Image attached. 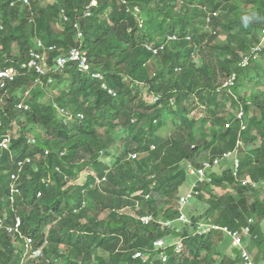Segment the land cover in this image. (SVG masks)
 Listing matches in <instances>:
<instances>
[{
	"label": "trees",
	"instance_id": "trees-1",
	"mask_svg": "<svg viewBox=\"0 0 264 264\" xmlns=\"http://www.w3.org/2000/svg\"><path fill=\"white\" fill-rule=\"evenodd\" d=\"M123 1L99 0L84 17L91 0H0V68L23 62L38 41L53 48L54 67L78 46V30L90 66L5 87L0 264H243L222 229L246 227L241 241L264 264V0ZM205 162L197 197L180 209L190 169ZM16 219L41 257L6 231ZM204 223L216 228L200 235Z\"/></svg>",
	"mask_w": 264,
	"mask_h": 264
},
{
	"label": "built area",
	"instance_id": "built-area-1",
	"mask_svg": "<svg viewBox=\"0 0 264 264\" xmlns=\"http://www.w3.org/2000/svg\"><path fill=\"white\" fill-rule=\"evenodd\" d=\"M99 0H91V3L89 6L86 8L84 17H89L91 15V10L95 7H97ZM119 3H124L123 0H117ZM78 29V27H77ZM77 41H78V46L72 47L66 54L61 55L58 57L55 61L54 67H50L49 64V58L47 53L53 51V48L50 47L49 50L45 49L42 44L38 41L37 42V47L38 49L36 51H30L28 57L21 63L17 64L16 66H9V67H4L0 68V92H3L2 94L0 93V105H2L4 97L6 95L5 87L14 81L17 77L22 76L24 74H34L36 76L34 85H43V81L47 80L48 84L52 82L49 74L50 73H55L58 71L63 70L67 65L73 64L77 67V69L81 73H89L90 72V66L88 63V53L87 51L82 47L80 44V41L82 39V34L77 32ZM264 43V38L263 42ZM261 48V45H258L254 48L253 52L259 51ZM248 60L244 59L242 62V66L247 65ZM91 77L93 79H97L102 81L103 77L99 73H91ZM233 79H230L224 87L228 85H232ZM104 89H106L105 84L102 85ZM109 94L115 96V94L111 91L108 90ZM28 93L24 94V99L26 98ZM18 109L23 108L24 110L27 109L26 105L24 102H21L17 106ZM59 114L65 118V120L69 119V114L66 112H63L62 110H59ZM241 115V113L239 114ZM238 115V116H239ZM79 118H82L81 116H78ZM240 117V116H239ZM70 120V119H69ZM0 126H1V121H0ZM34 142V141H30ZM9 145H10V137L5 135L0 137V148L4 151H9ZM229 154H225L223 157H227ZM222 159V158H221ZM221 159L215 160L214 164H219ZM21 166V164H19ZM235 166L236 168L238 167V161H235ZM211 168V165L207 162L203 163V167L199 170H193L190 169V174L194 175L196 177V182L192 185L191 189L183 196L179 198V207L180 209L184 208L190 200H193L195 197H197L198 192L196 190L197 188V183L204 182L206 180V173L205 171L207 169ZM236 170L234 171V176H236ZM11 178L13 180H16L15 175H12ZM242 182V185H246L248 181L242 179L240 180ZM249 183V182H248ZM251 184V183H249ZM15 191V189H13ZM141 222L144 224H147L148 222L152 221V217H142L140 218ZM179 221L185 222L186 220L183 218V216L180 218ZM251 223V221H249ZM3 222L0 220V229L3 228ZM161 229H169L173 227V222H160ZM20 220L16 219L15 223L13 226H7L5 229L9 234L12 235H17L19 238L23 240V246L24 248L30 253V257H41L42 256V249H35L33 250L32 246V241L30 238L24 236L20 230ZM209 228L215 229L216 227L210 224H200L198 226V234H205ZM224 232H226L227 237L230 239L231 244L240 250V258L243 262V264H254L251 256L249 253L244 249L243 247V242L241 241V237H247L249 236V228L246 227L245 229L241 230L240 232L238 231H229L226 228L222 229ZM177 231V230H176ZM155 249L156 250H165L166 249V244L164 240H158L154 243ZM175 252L180 253L181 252V246L179 243L175 245ZM146 256L140 251L136 252L134 255V259H141L145 260ZM159 258L165 262L167 260V257L165 253L159 254Z\"/></svg>",
	"mask_w": 264,
	"mask_h": 264
},
{
	"label": "rangeland",
	"instance_id": "rangeland-1",
	"mask_svg": "<svg viewBox=\"0 0 264 264\" xmlns=\"http://www.w3.org/2000/svg\"><path fill=\"white\" fill-rule=\"evenodd\" d=\"M151 5H152V6H156V7L159 6L157 0H152ZM53 31H54L56 34L61 33V32H60L61 30H60L59 28H54ZM222 39H223V37L220 35L219 40H222ZM45 49H46V48H45ZM13 50H14L13 53H14V54H17V50H18V46H17V44H14V46H13ZM47 55H48V53H47ZM48 58H49V55H48ZM55 61H56V59H55ZM196 61H197V59H196ZM228 81H229V80H224V81H223V86H225V84H226ZM27 97H28V95L26 96V98H27ZM146 99L149 100V97L146 96ZM69 119H70V120H69ZM69 119L67 120V124H70V123L72 122L70 115H69ZM99 132H100L101 135H103L102 130H100ZM257 144H259V143L256 142V145H257ZM254 145H255V144H254ZM246 149H247V148H246ZM117 154H118L117 150L113 152V155L116 156ZM101 156H102L101 158H102L104 161H106L108 164L111 165V164L113 163V159H112L111 157L109 158L107 155L105 156L104 154H101ZM106 157H108V158H106ZM229 162H230V160H229ZM191 180H192V177H189L188 180H187V182L182 186V190L185 188L186 184H189V183L191 182ZM188 182H189V183H188ZM101 217H102V216H101ZM177 222H178V221H177ZM174 225H175V222L173 223V227H172V229L175 228ZM168 239H169V238H165V239H164V241L166 242V244H167V242H168V241H167ZM169 242H170V241H169ZM248 251H249V249H248ZM158 256H159V255H158Z\"/></svg>",
	"mask_w": 264,
	"mask_h": 264
},
{
	"label": "crops",
	"instance_id": "crops-1",
	"mask_svg": "<svg viewBox=\"0 0 264 264\" xmlns=\"http://www.w3.org/2000/svg\"><path fill=\"white\" fill-rule=\"evenodd\" d=\"M195 178L194 177H192V180H191V182L189 183V184H187L186 185V188H185V190H184V192L183 193H186L187 191H189V189H191V187H192V185L194 184V182H195ZM204 224H206V223H204ZM248 237V236H247ZM246 237V238H247ZM229 239V238H228ZM230 241V240H229ZM243 247H244V249L249 253V251L247 250V246H244L243 245ZM249 255L251 256V254L249 253ZM251 258H252V256H251Z\"/></svg>",
	"mask_w": 264,
	"mask_h": 264
}]
</instances>
